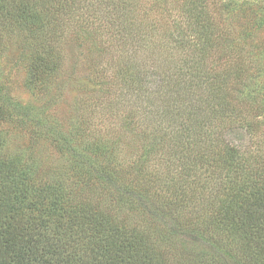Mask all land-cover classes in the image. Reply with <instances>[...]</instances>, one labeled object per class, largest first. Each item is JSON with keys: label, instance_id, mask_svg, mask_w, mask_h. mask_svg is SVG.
<instances>
[{"label": "trees", "instance_id": "16d2710c", "mask_svg": "<svg viewBox=\"0 0 264 264\" xmlns=\"http://www.w3.org/2000/svg\"><path fill=\"white\" fill-rule=\"evenodd\" d=\"M243 2L256 5L252 0H181L179 7L160 6L158 16H151L155 7L144 8L141 0H0V39L8 32L33 39L40 81L56 70L61 56L54 23L76 19L86 29L102 24L96 27L109 35L107 49L116 40L133 39L137 48L131 61L122 53L129 51L125 44L113 47L120 53L105 81L122 111L141 114L122 141L141 142L133 149L140 151L135 166L129 165L135 178L118 175L126 165L117 157L120 140H92L81 151L69 145L71 134L55 137L68 165L46 176L21 154H0V264H227L228 257L239 264H264L262 142L246 150L217 130L224 119L241 116L235 103L228 104L230 96L249 103L241 98V87L248 88V98L255 90L246 80V50L231 22ZM81 25L77 32L83 34ZM88 31L94 34L89 48L101 51L103 37ZM77 36L83 38L78 48H84L87 39ZM156 42L164 44L160 52L147 49ZM150 75L163 77L154 89L147 85ZM162 85L176 86L177 96L161 103ZM138 96L145 97L138 99L143 103L136 102ZM0 118L21 121L2 102ZM142 122L146 126L139 130ZM252 122L239 127L252 134ZM32 132L48 134L35 126ZM140 174L146 178L143 187ZM84 185L109 195V203H101V194H83ZM114 203L139 213L145 224L113 215ZM185 234L205 247L175 261L167 248L175 245L176 251Z\"/></svg>", "mask_w": 264, "mask_h": 264}, {"label": "rangeland", "instance_id": "374dc122", "mask_svg": "<svg viewBox=\"0 0 264 264\" xmlns=\"http://www.w3.org/2000/svg\"><path fill=\"white\" fill-rule=\"evenodd\" d=\"M252 1L256 3L255 6L248 7L244 2L239 4L232 12L231 22L237 41L246 50L244 57L248 60L250 72L246 74L248 76L246 80L247 82L251 80L250 87L255 90H251L252 93H249L248 98V92L244 90L248 88L241 87L243 91L241 98L244 95L249 103L241 102L239 98L230 96L232 101L228 100V104L235 103L242 111L241 116L236 121L224 119L222 128L221 122L217 128L227 140L243 143L241 147L246 150L256 147L259 141L262 142L259 143V147L264 149V0ZM141 3L144 8L152 3L155 8L151 7V16H158L162 6L179 7L181 0H141ZM104 23L107 24V22ZM53 25L57 35L61 36L59 38L62 39V51H58L61 56L59 59L57 57L56 70L45 76V80L42 81H40V76L39 79L36 76L38 69L34 60L36 51L31 45L33 39H27L25 35L12 34V32L3 33L1 36L0 102L7 111L14 113L15 116H20L21 121L0 118V154L5 156L21 154L29 162L39 165L41 174L46 176L57 171L64 172L68 165V161L63 159L60 149L53 141L55 137L60 139L63 138L64 133L71 134L72 140L69 145L81 151H84V145L92 140H101L104 143L110 140L114 144L120 140L117 147L122 150V154L117 157L126 165L119 167L118 175L124 178H135L129 174V165L135 166L140 151L138 152V148L134 151L133 149L141 142L136 141L131 146V143L126 144L122 141L129 133V126L134 124L136 119H141L139 117L141 114L129 112L128 109L122 111L110 82L105 80H109V77L113 75L110 66L116 61L117 52L120 53L117 48L113 47H123L122 44H125V48L129 51L122 53H128L125 59L131 61L136 52L131 50L137 46L134 45L133 39L126 43L116 40L107 49L106 46L111 42L109 35L105 31L98 30L100 27H96L102 26V24H95L93 29L92 27L86 29L81 25V21L77 22L76 19H73L68 24L66 21H62ZM80 25L84 27L83 34L77 32ZM104 27L105 25L102 29ZM88 30L94 32L98 30V33L96 32L98 36L103 37L105 46L101 51L89 48L91 42L94 41L92 39L94 34ZM77 34L87 39L88 42L83 43L84 48H78L83 38H78ZM161 47H164V44L156 42L154 46L148 44L147 49L160 52ZM139 52L144 53V51ZM124 62L125 60H123ZM108 64H110L109 69ZM242 78L241 82H246ZM161 79H163L162 76L150 75L147 79L149 81L148 88H156L153 84ZM144 87H146V83H144ZM174 87L172 85L160 87L159 95L164 99L161 103L172 95L177 96L173 92ZM138 99L144 100L145 97L138 96L136 101L143 103L144 101H138ZM159 100L161 98L158 97ZM242 101L244 100L242 99ZM251 120L253 121L251 126H254L255 132L249 134L239 126L242 125V122ZM84 122L89 125L88 128L84 126ZM156 122L161 124L164 129L168 126L166 120L156 119ZM34 126L36 130L43 129L48 134L40 133L39 136L34 134L32 132ZM145 126L146 123L142 122L138 129H144ZM145 179L141 174L138 175L137 180L140 181V186H144ZM89 188L84 185L82 193L93 198L101 194L100 198L103 200L101 203H109V195L100 193L96 187H93L92 190ZM111 211L114 213L113 215L117 213L120 219H125L127 223L145 224L143 222L145 218L126 205L118 204L116 206L114 203ZM182 238L181 244L177 242L176 251L174 250L175 245L167 248L175 261L184 258L188 251H190V255L194 249L199 250L205 247V244L195 236L185 234ZM184 249L187 251L183 252ZM227 261V264H239L230 257Z\"/></svg>", "mask_w": 264, "mask_h": 264}]
</instances>
